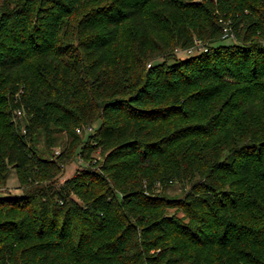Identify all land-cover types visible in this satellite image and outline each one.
<instances>
[{"label":"trees","instance_id":"trees-1","mask_svg":"<svg viewBox=\"0 0 264 264\" xmlns=\"http://www.w3.org/2000/svg\"><path fill=\"white\" fill-rule=\"evenodd\" d=\"M13 168L0 264H264V0H0Z\"/></svg>","mask_w":264,"mask_h":264},{"label":"rangeland","instance_id":"rangeland-1","mask_svg":"<svg viewBox=\"0 0 264 264\" xmlns=\"http://www.w3.org/2000/svg\"><path fill=\"white\" fill-rule=\"evenodd\" d=\"M232 40V39H231ZM231 40H229L230 42H232ZM179 56H183L185 55V52L182 50H178L177 51ZM56 153L58 154V152H60V148L57 147L56 148ZM97 157L99 158L100 154L96 153ZM83 166V161L78 158L76 162L68 165L66 167V170L64 172V175H62L60 182H64L68 177L74 175L76 173V170L81 169V167ZM18 176L16 173V170L13 168L11 170L8 182H7V186L4 187H0V194H12V195H16V194H21L22 190L17 187L18 186ZM183 190L181 189V187L178 184L173 185V187L170 189V193L173 195H182L183 194Z\"/></svg>","mask_w":264,"mask_h":264},{"label":"built area","instance_id":"built-area-1","mask_svg":"<svg viewBox=\"0 0 264 264\" xmlns=\"http://www.w3.org/2000/svg\"><path fill=\"white\" fill-rule=\"evenodd\" d=\"M87 129H88V130H92V127H88ZM77 131H78V132H81V131H82V128H78Z\"/></svg>","mask_w":264,"mask_h":264}]
</instances>
